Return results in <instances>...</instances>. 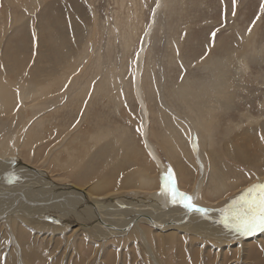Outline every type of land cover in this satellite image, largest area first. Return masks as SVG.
I'll list each match as a JSON object with an SVG mask.
<instances>
[{
    "label": "rangeland",
    "instance_id": "obj_1",
    "mask_svg": "<svg viewBox=\"0 0 264 264\" xmlns=\"http://www.w3.org/2000/svg\"><path fill=\"white\" fill-rule=\"evenodd\" d=\"M158 5L160 7L156 9ZM262 6L264 0H236L233 15L232 0H0V152L12 149L21 164L36 169L37 172L24 167L22 173L25 176L20 180L27 176L33 181L34 173H46L57 183L90 191L94 182L102 180L103 176H110V183L114 184L109 185L111 189L102 191L97 187L93 193L118 192L117 199L122 198L123 203L132 205L134 213H148L141 205L148 204V194L161 187L165 172L172 173L180 192L195 193L198 199L194 200L199 203L194 202L202 207L234 205L245 190L259 183L263 177L260 176L264 175ZM148 33V44L143 46ZM42 57L57 58L67 65L72 62L68 68H64V72L65 77L72 73L74 83L65 77L64 83L58 82L55 75L51 81L50 95L39 97L30 94L32 85H36L32 82L34 71L44 64ZM226 57L240 58L232 73L236 85L230 102L232 108L218 119L214 148L221 158L216 161L215 151L210 152L195 144V138H198L195 133L187 144L188 150L192 147L190 151L195 157V167L183 155H178L173 164L170 155L162 148L164 140L160 135H165L166 131L161 122L164 118L161 120L162 115L159 114L171 115V118L182 119L190 125L189 109L180 97L175 96L178 87L190 85L188 88L195 91L202 84H210L212 70H205L197 63L206 58H214L213 61ZM22 60L25 63L24 72L19 73ZM50 67L52 65L47 62L48 71ZM138 67H141L139 85L144 91L143 99L151 112V130L156 132L150 141L164 165L161 168L148 152L142 136V118L138 110L141 105L132 91L136 85ZM107 75L111 77L110 82L104 77ZM99 89L98 94L96 91ZM105 90L107 95H103ZM63 91L65 94H62ZM82 91L83 97L78 96ZM85 91L89 93L85 94ZM116 91L121 92L120 102L116 101ZM13 92L18 93L14 100L9 97ZM171 122L175 124L173 119ZM118 126L126 127L120 132L127 133L128 137L118 143L119 150L127 148L130 155L137 153L134 169L138 173L135 177L146 173L154 179L153 185L117 186L120 179L117 181L116 175L111 170L103 169L99 162L88 163L89 170L98 172L97 177H91L87 172L75 174L71 166L75 154L84 150L83 159L87 162L88 154L95 155L100 145L90 135H108L107 130L112 129L111 137L117 140L120 132L113 127ZM228 139L234 140L228 144ZM49 153H52L50 158ZM118 153L115 165L125 167L124 152ZM210 155L216 172L220 173L228 186L222 195L215 190ZM1 161L3 159H0V169H4ZM178 161L179 167L176 166ZM13 168H17V165L7 164L5 171ZM162 168H165L164 173ZM37 175L35 177H40ZM0 176L3 178V175ZM3 183L14 184L9 183V179L3 180ZM35 185L44 187L42 182ZM22 186L9 189L14 202L21 203L29 194L32 195V198H28L31 202L35 196L40 197L32 193L33 189ZM5 194L7 192L0 190V199H5ZM53 202L55 200L51 204ZM57 202L56 210L72 212L71 207L63 209V200ZM120 212L126 214L125 211ZM110 215L116 221L117 216L112 212ZM95 221L98 222V219ZM4 225L5 230H0V239L3 238L8 249L15 246L19 251L21 242H35L46 251L44 258L36 260L34 264H53V260L58 264H220L218 261H222L221 264H236L237 261L240 264H264L263 240L260 243H243L245 252L241 257H237L234 249L228 251L225 245L221 254L223 257L219 260L217 251H213L214 245L208 246L206 253H203L199 246L196 249L190 246L191 240L200 242L199 237L192 239L194 237L174 230L156 233L167 241L163 242L162 247L149 242L152 256L135 228L126 236L111 237L107 239L108 242L96 245L86 243V235L73 223L70 229L63 230L61 223L47 222L45 226H36L33 234L25 226L20 228L17 219L10 224L4 222ZM14 225L16 232L13 231ZM142 225L146 238L152 239L157 229ZM121 226L122 222L116 228ZM172 232L186 238L172 244L169 241ZM5 234L10 235L12 240L7 246L8 237ZM8 249L3 254L0 249V254L6 258L2 259L1 264H16V255L10 258ZM197 250L200 251L198 255ZM83 259L88 261L83 262ZM30 262L29 259L24 260V264Z\"/></svg>",
    "mask_w": 264,
    "mask_h": 264
},
{
    "label": "bare ground",
    "instance_id": "obj_2",
    "mask_svg": "<svg viewBox=\"0 0 264 264\" xmlns=\"http://www.w3.org/2000/svg\"><path fill=\"white\" fill-rule=\"evenodd\" d=\"M159 7L160 5H158L156 9H158ZM149 35H150L149 33L146 35L143 42L144 43L143 46H145V44H148ZM142 56H143V52L141 53V57ZM239 58L240 57H226L224 59L219 58L213 61L211 60L214 58H206L203 61H199L197 65H202L205 70H212L213 74L209 81L211 83L209 84L207 82L208 85L202 84V86H200V88L195 91L188 88V86L190 85L186 86L182 84L178 87L179 90L177 89L178 93H175V96L180 97L181 101L185 103L186 107L189 109L188 120L191 121L190 125L184 122L182 119H177L173 116H172L173 118H171L170 117L171 115L159 114L160 116L162 115L161 120L164 118L161 122L163 128H165L166 131L165 135H160L161 139L164 140V142H162L163 143L162 148H164L165 151L170 155L169 158L172 160V163L174 162V160L177 158L178 155L181 156L183 155L189 158L191 160V165L195 167L194 165L195 157L193 152L190 151V148L192 149V147H190L189 150L187 149V144L190 138L192 137V135L195 133H197L198 135V138H195L196 141L195 144L196 143L200 144L202 147L209 149L210 152L215 151L214 142L217 131V125L219 123L218 119L220 118V115L222 113H225L226 111H229L232 108L230 102H231V97L234 93V88H236L235 82L232 77L234 74L232 73H233V68L235 66L237 67L238 64L237 60ZM252 59L254 58L252 57ZM13 60L17 62L16 58H13ZM41 60L44 62V64L39 65L34 71V74L32 76V82H35L36 85L35 86L32 85L30 94L39 97L41 95L47 97L48 95H50L49 89H51L52 87L51 81L54 78V76L55 75L57 76L59 80L58 82L61 81L62 83H64V77L66 74L64 72V68H68L72 62H69L70 61L69 60L68 61L69 65H67V63L63 64L57 58L50 59L49 57H42ZM46 61L52 65V67H50L51 68L50 71L46 69V63H47ZM19 64H20L19 73H21L22 69L25 66L24 60H22ZM28 64L29 63H27V65ZM208 66L211 69H209ZM140 70L141 67H138L136 85L135 88L132 89V91L134 92L133 95L135 96V98L139 99L141 105V107L138 108V110L142 118V123H141L142 136L144 137L146 146L148 148V152L153 155V157L157 161V166L161 168L164 165L160 162L159 158L157 157L155 146L150 141V138H152L151 136L152 135L154 136L156 132L151 130V123H152L150 116L151 112L148 109V106L146 105V102L143 99L144 91L142 87L139 85ZM104 77L106 79L108 78L109 82L111 81V77L109 75ZM65 78H69L72 81L73 80L72 73L69 76L66 75ZM116 83L118 84V82ZM53 85H55V83ZM16 86H18V84ZM84 87L85 86H83V88ZM84 89L86 90V87ZM89 90L87 89V91ZM132 91L130 90V92ZM96 92L99 94L100 89L97 90ZM106 92L107 91L105 90L103 92V95H107L108 93L106 94ZM84 93L88 94L89 92L85 91ZM114 93L116 95V101L120 102V100L122 99V96L120 94L121 92L116 91ZM17 94L18 93L13 92L9 97L12 100H14ZM62 94H65V91H63ZM78 96L83 97V91L79 92ZM85 97L86 96L84 95V98ZM114 99L111 98V100ZM185 99L187 100V103L185 102ZM157 118L159 119V117ZM171 119L174 120L175 124L171 122ZM26 128L28 129V127ZM117 128L113 127L115 131L118 130L119 132L124 131L126 129V127L124 126H122L121 128L118 126ZM107 132L108 135H103V136H98L95 133H92L90 135V138L100 145L96 149L95 155H93L92 153L88 154L87 162H85V160L83 159L84 150H80L75 154L71 162V166L75 170V174L78 175L79 172H87L88 175L91 174V177L92 176L97 177L98 172L95 170H89L90 167L88 166V163L99 162L103 166V169L111 170V172L114 175H116L115 179L117 181H119L120 179V183L117 184V186H121L123 184V185H133L135 187L139 185L149 187L150 185H153L154 179H152V177H150L146 173L140 175L139 177H135V174L138 173V171L134 169V167L136 166L137 153L130 155L129 152L127 151V148H123L119 150L118 143L123 142L125 141V139L128 138L127 133L120 132L118 134L119 136L117 137V140H115L112 139L111 137L113 135L112 129L107 130ZM233 140L234 139H230V140L228 139L227 143L231 144ZM118 152H122V153L124 152L123 157L127 168H125L126 167L125 165H124L125 167H123L122 165H118L117 167L115 165L116 164L115 162L118 159L116 153ZM215 152L217 153V151ZM52 153H49L48 158H50ZM15 156L16 153L12 149H5L3 150V152H0V159H3V161H1L2 162L1 165L4 166V169H0V174L3 175V178L2 176H0V190H4L5 192H7V194L4 195L6 196V198L0 199V202L5 201V203H0L1 232L5 230L4 222H6V224H10V223H14L16 219L19 220L20 228L25 226V228L30 230L32 234L36 226H41V225L45 226L47 222L55 223L57 221L61 223L62 226L60 228H62L63 230H66L69 227L71 228V224L73 223L76 229L79 228L82 229V233L86 235V237L84 238V240L86 239V243L88 241L91 243H95L96 245L104 244L106 241L108 242L107 239L111 237L120 238L126 236L133 228H135L137 231H139L141 238L143 239L144 244L147 247L148 253H150L152 256L154 255L150 250L149 242L154 245L158 243V245L162 247L163 242L167 240L164 237H161L160 235L157 236L156 233L159 232L164 234V232H162L164 230H169V231L174 230L176 233L179 232L180 234H187L188 237H194L192 239H196L197 237H199L200 242L197 243L195 240H191L190 246L193 249H196L197 246H199L203 251V253H206V249L208 246L214 245L215 247L212 246L214 248L213 251L215 252L217 251L216 253L218 255V259L223 257L221 256V254L223 253L222 250H224L223 247H225V245L228 251H232L234 249L236 250L234 252L237 255V257H241V255L245 252L243 249L244 248L243 243L249 244L250 242L253 241H258L260 243V241L263 240L262 250L264 252V233L257 232L252 236L251 235L242 236L238 233L231 231L230 229L225 228L224 225L221 223V220L224 217V213L226 211L232 210L233 205L230 206L231 208L230 207L209 208L205 206L203 207L200 206L199 204H197L199 202L194 200L197 202L196 204L198 206H200L203 209H206V214H200L185 209L179 203L173 204L170 199V196L166 192L167 177L169 173L165 172V168H162L163 173L165 172L162 179L163 186L161 185V187L158 190L150 192L148 194L149 197L147 201L148 204L141 205V207L143 209H146L148 213H134L131 210L132 205L123 203L122 198L117 199L118 192L95 193V194L93 193V191L97 187L99 189H102V191H105L109 188L111 189L109 185L112 184L110 183L112 177L110 176H103L102 180H97L96 182H94L93 187L90 191L84 190L86 188H83L82 186H81L82 190H80L79 188L74 187L73 185L70 184L64 185L57 183L46 173L43 174L34 173L33 181H31L30 178H28L27 176L24 177L23 180H20L22 179L21 177L25 176L22 173V171H24V167H26V165L21 164L20 160H18L17 157ZM214 157L216 161L220 160L221 158L218 155V153ZM211 159H212L211 171L213 172L212 179L215 184V190L220 195H222L227 191L228 186L223 180L222 176H220V173L216 172L217 169L215 163L213 162L212 156ZM179 161H178V165H176L177 167H179ZM7 164H15L17 165V168H13L9 172L5 171ZM26 168L37 172L36 169H31L30 166H27ZM130 168H132V170L128 172L127 170ZM12 173H15V175L19 177L18 181L20 182H18L17 184L14 183L8 185L6 184L7 182L3 183V180H8L12 175ZM35 174H38L40 177L38 178L35 177ZM121 174H126V175H121ZM118 176L120 177L122 176V178H119ZM262 176L264 177V175H261L260 177ZM91 177H86V178H91ZM263 177L261 181H259V183H264ZM38 182H42L43 183L42 186L44 187L40 188L38 185H35V183ZM178 184L180 187L181 184L179 180H178ZM19 185H23L22 187L27 188L29 190L30 188L33 189L34 191L32 193H34V195L35 193H37L40 195V197L38 196L36 198V196L35 197L33 196L34 201L31 202L32 200L28 198H32V195L29 194L21 203L14 202L15 198L9 193L10 192L9 189L17 188ZM49 191L53 192L54 195H52L53 193H50ZM181 192L193 196L194 199L195 198L198 199L195 193L190 194L182 190ZM130 194L131 193H127V195ZM131 195H136V194H131ZM48 198L50 199V201H46ZM54 200L55 203L53 202L51 204V202ZM59 200H63L65 202L63 209L68 210V208L71 207L72 212L70 213V211H67V213H64L59 210H56L55 207L58 203L57 201ZM26 202L27 205L25 204ZM120 211H125L126 214L124 215ZM110 212H112L115 216H117L116 221L113 220V216L110 215ZM31 217H33L34 219ZM95 219H98V222L95 221ZM121 222H122V226L120 228H116V225L120 226ZM142 224L150 225L157 229L153 233L152 239L146 238L145 231L141 229L143 226ZM15 228L16 225H14L13 227L14 232H16ZM5 235L8 237V242L6 243L7 246L9 244V241H11L12 243V240L10 239V235L8 234ZM169 235H170L169 241L172 244L176 243L179 240H183L182 238H186V237L176 236L175 233L173 232ZM94 240L97 242H94ZM233 242L236 243L231 244ZM21 246L22 247L20 249L23 250L21 252L20 249L19 251L18 249L16 250L15 246L14 247L9 246L8 249V246L5 247L3 238L1 237L0 239V249H2V254L8 249L10 258L16 255V264H20V262L21 264H24V260L27 261L28 259L32 261L30 262V264H34L36 260L37 261L42 260L44 258V253H46V251L42 250L40 246H38L35 242L33 243L21 242ZM195 252L196 255H198V252L200 253V251L198 250ZM2 254H0V264L2 263V259L3 260L6 259L5 257L3 258ZM86 261H88V259L85 260L83 259V262ZM218 263L221 264L222 261H218ZM53 264H58V262H55L53 260ZM156 264L158 263L156 262ZM236 264H240V261H237Z\"/></svg>",
    "mask_w": 264,
    "mask_h": 264
},
{
    "label": "snow or ice",
    "instance_id": "obj_3",
    "mask_svg": "<svg viewBox=\"0 0 264 264\" xmlns=\"http://www.w3.org/2000/svg\"><path fill=\"white\" fill-rule=\"evenodd\" d=\"M233 15H235L236 0H232ZM264 10V6H262ZM215 33H213V36ZM19 177L12 173L9 183L17 182ZM166 192L173 204L179 203L185 209L206 214V209L199 207L193 196L180 192L175 184L174 177L169 172L167 177ZM221 223L225 228L242 236L264 233V183H257L245 190L240 199L233 205V209L226 211Z\"/></svg>",
    "mask_w": 264,
    "mask_h": 264
},
{
    "label": "water",
    "instance_id": "obj_4",
    "mask_svg": "<svg viewBox=\"0 0 264 264\" xmlns=\"http://www.w3.org/2000/svg\"><path fill=\"white\" fill-rule=\"evenodd\" d=\"M200 207V206H199Z\"/></svg>",
    "mask_w": 264,
    "mask_h": 264
}]
</instances>
